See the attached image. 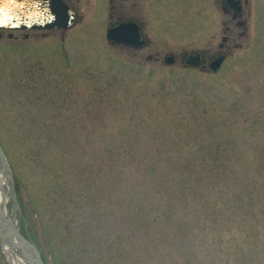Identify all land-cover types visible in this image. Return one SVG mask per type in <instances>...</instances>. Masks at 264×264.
Wrapping results in <instances>:
<instances>
[{"label": "rangeland", "instance_id": "rangeland-1", "mask_svg": "<svg viewBox=\"0 0 264 264\" xmlns=\"http://www.w3.org/2000/svg\"><path fill=\"white\" fill-rule=\"evenodd\" d=\"M135 1L151 45L110 46V7ZM213 1L103 0L66 33L0 39L5 214L45 264H264V0L217 72L184 67L220 50Z\"/></svg>", "mask_w": 264, "mask_h": 264}, {"label": "flooded vegetation", "instance_id": "flooded-vegetation-1", "mask_svg": "<svg viewBox=\"0 0 264 264\" xmlns=\"http://www.w3.org/2000/svg\"><path fill=\"white\" fill-rule=\"evenodd\" d=\"M75 12L76 20L80 19H91L94 17H97L96 14H100L102 17V12L104 13V6L102 5L103 0H88L87 5H89V8L92 10V14L90 15L88 12V17L86 12L81 11L80 6L84 8V10H87V7H85L83 0H64ZM112 2V0H110ZM128 1V0H126ZM135 6L130 7L128 6H112L110 7V12L108 13V17L111 20H114L117 18V21H111L110 24H108V28L106 32H108L111 28L119 26L124 23H134L136 26H138L140 30L141 38L144 42L143 46H135V45H129L125 43H115L111 45H116L120 48H130V49H143L145 47H148L151 45L149 37H148V31H150L152 28L150 27L149 20L146 18V15L144 14V10L138 9V2L135 1ZM127 4V3H126ZM215 5V6H214ZM213 6L215 7V10L219 8V10L226 16L230 17L229 20L224 21V33L226 34L223 38V43L219 45L220 50L216 53H212L208 49H197L196 51H193V54H200L202 58V64L199 68L203 70H208V66L212 61L216 60L218 57L225 55L227 57L229 50H231L230 46V40H233V33L231 29V25H235L242 29V32L240 36H245L246 31L249 27L250 20L248 19L251 16V2L250 0H214ZM99 7V9H97ZM125 12V13H122ZM128 12V13H127ZM151 11H149L150 13ZM106 15V14H105ZM143 18H146L144 20ZM150 18V15H149ZM105 20V24H106ZM106 26V27H107ZM56 30V29H55ZM54 30H24V31H13V30H6V29H0V39L6 36L8 39H15L16 33H21V35L29 39L31 36H38V33L41 32L43 36H46L45 33L51 32ZM232 33V35H230ZM107 34V33H106ZM110 45V46H111ZM201 50V52H200ZM223 52V53H222ZM192 55V54H191ZM191 55L182 54L181 63L184 67L187 65L185 64L189 57ZM175 58V56L172 54ZM176 62V59L174 63ZM7 205V204H6ZM6 210V208H5ZM6 213V212H5ZM6 218V214H4V210L2 206L0 205V264H26L23 254L21 251H19L16 246L11 245V241L14 240V237L10 236L13 231H10L8 228V223H10ZM11 247V248H10ZM12 249V250H11Z\"/></svg>", "mask_w": 264, "mask_h": 264}, {"label": "water", "instance_id": "water-1", "mask_svg": "<svg viewBox=\"0 0 264 264\" xmlns=\"http://www.w3.org/2000/svg\"><path fill=\"white\" fill-rule=\"evenodd\" d=\"M73 23L66 4L61 0H0V27L13 29L39 28V27H64L68 28ZM124 26L116 28L109 33V39L122 41L120 34ZM128 43V42H127ZM138 43V42H137ZM200 56L192 57L188 63L192 66L199 64ZM168 62L173 63V58ZM222 61L213 63L212 68H220ZM0 163L6 164L5 154L0 144ZM20 242V249L30 264H45L37 247L26 240L20 232L13 230ZM34 251L30 254L27 248Z\"/></svg>", "mask_w": 264, "mask_h": 264}, {"label": "bare ground", "instance_id": "bare-ground-1", "mask_svg": "<svg viewBox=\"0 0 264 264\" xmlns=\"http://www.w3.org/2000/svg\"><path fill=\"white\" fill-rule=\"evenodd\" d=\"M6 169L7 168L5 167V164H1L0 163V186H1L0 187L1 188L0 189V205L2 206V208L4 210V214L6 212L5 208H6V204H7V201L8 200H7V196L6 197L3 196L4 191H2V190L4 189V187H5L6 184H9L11 182V179H10L8 173L6 172ZM8 228H9L10 231H12V228H14V224L11 223V222L8 223ZM11 245L12 246H16V247L17 246H20L19 245V241L15 240V239L11 241ZM30 253H31V255H33L32 252H30Z\"/></svg>", "mask_w": 264, "mask_h": 264}, {"label": "trees", "instance_id": "trees-1", "mask_svg": "<svg viewBox=\"0 0 264 264\" xmlns=\"http://www.w3.org/2000/svg\"><path fill=\"white\" fill-rule=\"evenodd\" d=\"M217 152H219V151H217V150L214 151L212 156H214V157L218 156L219 154H217ZM216 163H218V162H216ZM199 165L202 166L205 169V171L207 172V174H209L208 176H212V178L215 177V178L219 179V177L222 176V172L224 171L221 168L220 169H214L212 167V165L207 164V162L204 160H201V163ZM214 172H218V175H213Z\"/></svg>", "mask_w": 264, "mask_h": 264}]
</instances>
